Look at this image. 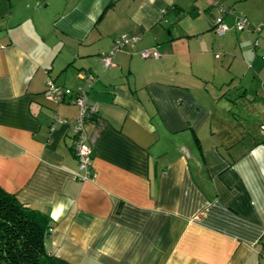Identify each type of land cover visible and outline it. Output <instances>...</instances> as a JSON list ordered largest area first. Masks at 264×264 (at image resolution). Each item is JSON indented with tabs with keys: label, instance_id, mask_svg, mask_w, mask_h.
<instances>
[{
	"label": "crops",
	"instance_id": "crops-1",
	"mask_svg": "<svg viewBox=\"0 0 264 264\" xmlns=\"http://www.w3.org/2000/svg\"><path fill=\"white\" fill-rule=\"evenodd\" d=\"M219 1L221 36L209 0H0V187L49 214L48 254L264 264V0ZM236 11L261 30L234 29ZM121 34L137 43L105 68ZM49 78L98 107L91 178L78 106L48 97Z\"/></svg>",
	"mask_w": 264,
	"mask_h": 264
},
{
	"label": "built area",
	"instance_id": "built-area-1",
	"mask_svg": "<svg viewBox=\"0 0 264 264\" xmlns=\"http://www.w3.org/2000/svg\"><path fill=\"white\" fill-rule=\"evenodd\" d=\"M211 8L217 10V14L213 17L211 29L216 35H224L230 26L225 22L223 13L228 12L231 14L233 10L226 8L219 0H209ZM235 20L233 23L234 29L237 31L259 32L262 28L261 25H253L247 16L244 14L234 15ZM138 38L136 36H129L127 34H121L117 37L108 52L101 53L102 64L105 68H108L114 64L115 53L123 49L134 48ZM140 55L143 58H158L159 53L151 49H142ZM46 93L48 97L54 99L56 102L64 101L78 106V114L75 118V124L72 128V149L77 159V165L79 170V177L82 180L91 178L92 172V143L90 137L84 129L85 122L89 120H95L98 107L96 104L87 103L85 91L81 88L76 90L63 89L54 84L52 79L46 81ZM67 97V98H66ZM58 121L62 118L57 117ZM260 131L264 135V124L260 126ZM262 256H264V250H262Z\"/></svg>",
	"mask_w": 264,
	"mask_h": 264
},
{
	"label": "trees",
	"instance_id": "trees-1",
	"mask_svg": "<svg viewBox=\"0 0 264 264\" xmlns=\"http://www.w3.org/2000/svg\"><path fill=\"white\" fill-rule=\"evenodd\" d=\"M51 227L46 211L19 202L0 187V264H70L46 252Z\"/></svg>",
	"mask_w": 264,
	"mask_h": 264
},
{
	"label": "rangeland",
	"instance_id": "rangeland-1",
	"mask_svg": "<svg viewBox=\"0 0 264 264\" xmlns=\"http://www.w3.org/2000/svg\"><path fill=\"white\" fill-rule=\"evenodd\" d=\"M213 11H214V15H216L217 14V10L216 9H213ZM237 12V14L236 15H241L242 13H240V11H236ZM245 31V30H244ZM196 36V35H195Z\"/></svg>",
	"mask_w": 264,
	"mask_h": 264
}]
</instances>
